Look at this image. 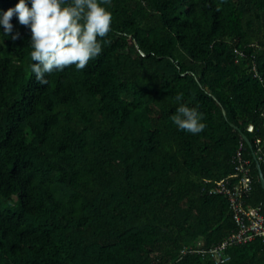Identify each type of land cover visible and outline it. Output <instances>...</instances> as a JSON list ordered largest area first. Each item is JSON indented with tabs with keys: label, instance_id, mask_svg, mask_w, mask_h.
I'll return each instance as SVG.
<instances>
[{
	"label": "trees",
	"instance_id": "16d2710c",
	"mask_svg": "<svg viewBox=\"0 0 264 264\" xmlns=\"http://www.w3.org/2000/svg\"><path fill=\"white\" fill-rule=\"evenodd\" d=\"M110 10L101 54L45 84L15 16L20 39L0 36V264H215L181 250L236 228L209 190L234 171L242 135L254 142L247 126L261 130L264 0H112ZM178 92L203 114L199 134L171 122ZM251 175L245 206L264 212L254 162ZM228 253L225 264H264V239Z\"/></svg>",
	"mask_w": 264,
	"mask_h": 264
},
{
	"label": "clouds",
	"instance_id": "9594fccd",
	"mask_svg": "<svg viewBox=\"0 0 264 264\" xmlns=\"http://www.w3.org/2000/svg\"><path fill=\"white\" fill-rule=\"evenodd\" d=\"M112 0H18L7 10L0 9V36L13 42L20 39L12 18L25 27L31 73L37 82L47 83V76L68 66L84 69L102 52V41L111 31ZM3 40V43H5ZM184 94L175 96L176 107L169 117L178 130L196 135L204 130L203 114L183 102Z\"/></svg>",
	"mask_w": 264,
	"mask_h": 264
},
{
	"label": "built area",
	"instance_id": "2783aa9c",
	"mask_svg": "<svg viewBox=\"0 0 264 264\" xmlns=\"http://www.w3.org/2000/svg\"><path fill=\"white\" fill-rule=\"evenodd\" d=\"M260 116L262 118L260 132L256 131L254 124H249L246 130L255 135L254 142H251L255 158L252 156L251 159L244 155L245 150L249 152L250 150L247 145L244 147L241 137L240 146L232 157L234 171L217 181L209 190V194L222 195L227 199L235 230L222 242L208 249L202 247L200 241L194 246L185 247L181 250L182 256L189 253L206 254L215 264H225L230 260L229 248L250 243L256 238L264 239V212L259 207L245 206V199L253 190L252 164L264 163V107L260 110Z\"/></svg>",
	"mask_w": 264,
	"mask_h": 264
},
{
	"label": "water",
	"instance_id": "95a60500",
	"mask_svg": "<svg viewBox=\"0 0 264 264\" xmlns=\"http://www.w3.org/2000/svg\"><path fill=\"white\" fill-rule=\"evenodd\" d=\"M234 127H235L236 130L238 129V128H236V126H234ZM242 137L245 140V142L247 143V146H248L250 152L252 153L253 158H255L254 155H253L252 146H251V142H250L249 138L246 135H244V134L242 135ZM256 166H257V169H258V172H259L261 185H262V187L264 189V176H263V173L261 171V166H260V164L258 162H256Z\"/></svg>",
	"mask_w": 264,
	"mask_h": 264
}]
</instances>
